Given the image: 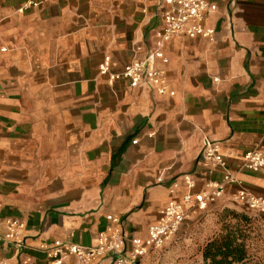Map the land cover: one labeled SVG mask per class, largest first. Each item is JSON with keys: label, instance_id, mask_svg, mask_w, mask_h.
Wrapping results in <instances>:
<instances>
[{"label": "crops", "instance_id": "obj_1", "mask_svg": "<svg viewBox=\"0 0 264 264\" xmlns=\"http://www.w3.org/2000/svg\"><path fill=\"white\" fill-rule=\"evenodd\" d=\"M210 1L214 40L175 37L158 61L171 96L100 73L108 58L118 73L135 47L155 46L163 0H0V264H48L44 243L94 245L111 214L147 238L170 189L189 190L186 174L194 193L224 181L201 157L205 135L264 196V168L240 169L246 152H264V0ZM11 217L26 222L22 250L2 238Z\"/></svg>", "mask_w": 264, "mask_h": 264}, {"label": "built area", "instance_id": "obj_2", "mask_svg": "<svg viewBox=\"0 0 264 264\" xmlns=\"http://www.w3.org/2000/svg\"><path fill=\"white\" fill-rule=\"evenodd\" d=\"M58 0H27L24 8H33ZM69 1V0H60ZM163 25L155 33L156 43L151 48L135 47L133 60L118 73L111 74L110 58L100 66V73L110 75L111 80L127 79L134 86L148 87L158 94L175 96L170 90L165 70L158 66V61H167L165 46L175 37L190 39L206 38L214 40L215 29L207 27L206 16L217 10V5L210 0H163ZM201 157L212 167L224 172V181L209 182L205 190L194 193L196 179L191 174L185 175L188 191L182 197H176L175 188H171V199L161 211L157 222L149 228L147 238H130L125 232L122 217L111 214L106 228L98 235L94 245H82L65 241L44 243L42 248L48 258V264H67L75 259L79 264H96L111 257L112 264H141V260L154 250L165 248L172 241L189 217L207 210L218 202L229 186H237L233 202L255 210L264 216V196L254 194L242 186L241 181L232 171L228 161L222 155L220 141L205 135L202 139ZM264 168V152L254 148L244 155L240 169L259 172ZM163 181L162 177L158 179ZM3 240L22 250L26 247V222L21 218H9L5 224ZM2 264H8L2 262Z\"/></svg>", "mask_w": 264, "mask_h": 264}, {"label": "rangeland", "instance_id": "obj_3", "mask_svg": "<svg viewBox=\"0 0 264 264\" xmlns=\"http://www.w3.org/2000/svg\"><path fill=\"white\" fill-rule=\"evenodd\" d=\"M229 238L244 246L242 263L264 264V216L234 202H218L192 214L165 248L152 251L148 264H210L205 258L207 246Z\"/></svg>", "mask_w": 264, "mask_h": 264}, {"label": "trees", "instance_id": "obj_4", "mask_svg": "<svg viewBox=\"0 0 264 264\" xmlns=\"http://www.w3.org/2000/svg\"><path fill=\"white\" fill-rule=\"evenodd\" d=\"M245 248L243 245H237L235 239L229 238L218 244L217 242L210 243L206 248L205 258L211 260L210 264H233L235 262L242 263L245 258ZM241 255V256H239ZM221 256V258H217ZM234 256V260L230 258Z\"/></svg>", "mask_w": 264, "mask_h": 264}]
</instances>
